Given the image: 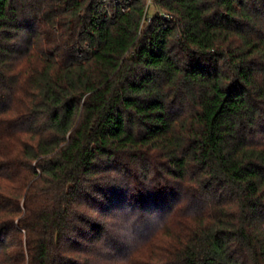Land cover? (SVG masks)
<instances>
[{
	"label": "trees",
	"instance_id": "trees-1",
	"mask_svg": "<svg viewBox=\"0 0 264 264\" xmlns=\"http://www.w3.org/2000/svg\"><path fill=\"white\" fill-rule=\"evenodd\" d=\"M0 264H264V0H0Z\"/></svg>",
	"mask_w": 264,
	"mask_h": 264
},
{
	"label": "rangeland",
	"instance_id": "rangeland-1",
	"mask_svg": "<svg viewBox=\"0 0 264 264\" xmlns=\"http://www.w3.org/2000/svg\"><path fill=\"white\" fill-rule=\"evenodd\" d=\"M150 10H151V9L149 8V9H148V12H150ZM146 20H147V19H145V21H146Z\"/></svg>",
	"mask_w": 264,
	"mask_h": 264
},
{
	"label": "built area",
	"instance_id": "built-area-1",
	"mask_svg": "<svg viewBox=\"0 0 264 264\" xmlns=\"http://www.w3.org/2000/svg\"><path fill=\"white\" fill-rule=\"evenodd\" d=\"M123 10V9H122Z\"/></svg>",
	"mask_w": 264,
	"mask_h": 264
}]
</instances>
